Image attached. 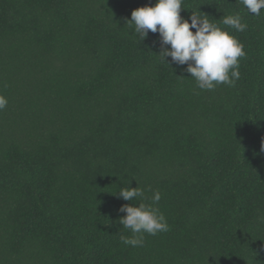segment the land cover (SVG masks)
Masks as SVG:
<instances>
[{"label":"trees","instance_id":"trees-1","mask_svg":"<svg viewBox=\"0 0 264 264\" xmlns=\"http://www.w3.org/2000/svg\"><path fill=\"white\" fill-rule=\"evenodd\" d=\"M155 3L0 0V264H264V9L184 0L246 53L202 91L126 24ZM155 190L170 230L124 245L119 209Z\"/></svg>","mask_w":264,"mask_h":264},{"label":"clouds","instance_id":"clouds-1","mask_svg":"<svg viewBox=\"0 0 264 264\" xmlns=\"http://www.w3.org/2000/svg\"><path fill=\"white\" fill-rule=\"evenodd\" d=\"M183 3L184 0H156L154 6L133 10L126 24L133 27L138 44L148 39L149 32L158 33L157 42L161 52L156 56L168 65L170 63L166 58L169 57L171 64L181 67L187 65L183 71L190 74L199 90H214L221 84L235 87L240 78L239 60L246 56L244 45L205 17L192 13L188 19L182 18L180 13ZM241 3L250 15L260 16L261 9H264V0H241ZM222 21L238 32L247 29V24L241 22L239 15L224 16ZM7 105V97L0 94V111L6 109ZM261 151H264V144ZM118 197L124 201L146 199L145 190L139 186L121 188ZM161 198L159 190H155L150 203H139L138 207L125 204L119 209L126 214L119 219V224L132 233L131 237L121 235L124 245L143 247L145 234L156 236L170 230L164 214L154 207Z\"/></svg>","mask_w":264,"mask_h":264}]
</instances>
